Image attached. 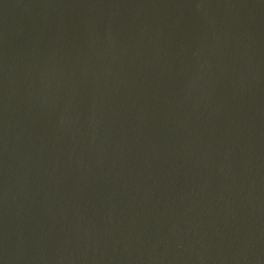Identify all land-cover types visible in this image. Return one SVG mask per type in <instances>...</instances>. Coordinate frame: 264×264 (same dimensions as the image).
I'll use <instances>...</instances> for the list:
<instances>
[{"label": "water", "instance_id": "95a60500", "mask_svg": "<svg viewBox=\"0 0 264 264\" xmlns=\"http://www.w3.org/2000/svg\"><path fill=\"white\" fill-rule=\"evenodd\" d=\"M0 264H264V0H0Z\"/></svg>", "mask_w": 264, "mask_h": 264}]
</instances>
